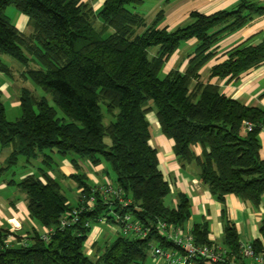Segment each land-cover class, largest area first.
<instances>
[{
    "label": "trees",
    "instance_id": "obj_1",
    "mask_svg": "<svg viewBox=\"0 0 264 264\" xmlns=\"http://www.w3.org/2000/svg\"><path fill=\"white\" fill-rule=\"evenodd\" d=\"M91 1L0 0V72L11 73L1 55L12 56L27 66L25 76L55 103L24 88L21 116L11 121L0 99V143L14 146L4 169L16 166L21 157L43 158L45 168L17 185L27 195L31 218L55 230L48 240L35 230L27 241L16 235V241L7 244L9 231L0 229V264H146L154 241L164 248H178L160 233L157 223L183 227L191 216V204L182 192L175 205L166 203L172 187L151 144L147 114L153 110L163 134L174 139L177 158L199 165L202 181L220 202L229 194L255 205L262 201L264 158L259 133L264 109L242 104L218 84L201 81L200 71L217 54L221 35L242 27L255 13L264 15V5L243 0L233 10L210 15L195 11L190 22L169 28L158 26L164 10L157 12L152 24L138 11L147 0H103L98 12ZM9 6L29 17L31 34L13 23L7 15ZM94 19L102 21L100 31ZM111 28L114 32L109 33ZM191 39L198 45L189 55L187 69L165 72L172 55ZM155 47L158 52L150 56ZM227 55L212 67L211 76L239 79L264 62V39L235 46ZM106 114L113 118L108 124ZM195 146L201 147V154ZM53 151L75 153L94 165L109 163L128 204L117 198L106 200L99 186L90 185L81 173L71 176L81 188L80 200L69 203L61 182L47 171ZM75 209L81 211L78 221L62 227V220ZM115 213L130 214L150 232L145 237L118 232L94 256L88 254L85 246L99 218L118 224ZM260 232L264 238V218ZM191 233L199 246L216 244L209 239L207 224H196ZM252 243L262 252L260 240ZM240 244L236 227L227 221L221 245L227 255L221 264L243 259Z\"/></svg>",
    "mask_w": 264,
    "mask_h": 264
},
{
    "label": "crops",
    "instance_id": "obj_2",
    "mask_svg": "<svg viewBox=\"0 0 264 264\" xmlns=\"http://www.w3.org/2000/svg\"><path fill=\"white\" fill-rule=\"evenodd\" d=\"M156 1H158V5L150 11V14L155 18L157 12L164 10L162 21H164L165 25L163 26L174 28L190 22L191 14L195 11L210 15L222 10H233L243 0ZM244 1L264 5V0ZM102 3L103 0H101V6ZM18 15L17 13L15 16ZM19 17V25L13 23L20 31L28 35L29 33L24 32L20 26H28L30 19L25 14L23 16L19 15ZM263 39L264 15L255 13L242 27L226 31L221 35L215 45L217 54L201 69L200 80L205 83L212 82L218 84L222 92L242 104L264 109V62L259 67L242 74L239 79L230 80L229 78L211 76L212 67L223 62L227 58V52L229 50L240 44H257ZM197 45L198 41L196 39L183 42L166 63L164 68L165 72L177 67L181 71H185L189 64V55L196 49ZM152 51L153 56L158 52V48L155 47ZM1 57L4 61L6 55H1ZM6 64L10 67L11 73L0 72V99L5 107L6 118L14 121L22 113V90L24 88L30 89L33 86H31L30 79L25 76L27 70L26 65L22 63L20 66H17V64ZM148 116L151 144L158 151L159 167L165 179L170 182L172 187L170 193L171 205L177 203V194L179 192L186 194L190 200L191 216L184 224V230L186 232H192L196 224H207L209 228V239L218 245H223L225 226L227 221H229L236 227L241 242L248 243L260 240L263 246L262 252H264V238L260 232V226L264 218V195L259 205L244 200L235 194H229L224 203L220 202L202 181L199 165L196 162H182L177 158L174 152L175 141L163 134L155 110L150 111L147 114ZM259 141L261 155L264 158V126L259 133ZM13 149V145L3 146L0 143V229L9 231L8 236H11V238L8 240L10 244L16 241V235L23 236V239L27 241V238L32 235L33 231L37 230L40 233H44L45 231L43 225L31 218L28 210L27 195L17 185L26 176L38 174L40 168H45L40 166L37 168L38 171H35L36 165L43 162V159L33 158L30 161L19 159L16 166L5 170L4 168L6 167L8 157ZM194 149L197 154H201L202 149L200 146H195ZM52 156L54 161L52 162V166L48 167L47 171L52 177L59 180L61 184L63 182L68 184V181H72L70 183V189L75 191L76 203H73L65 193L69 199V203L72 205L78 204L81 195V188L71 178L73 174H85L87 182L92 186L100 187L108 182L115 184V180L111 178L110 170L106 162L94 165L87 158L79 155L77 157H69V155H62L57 151H53ZM99 233H101V230L95 228L94 233L92 231L90 235L89 242L86 244V251L92 256L98 252L97 249L100 247L98 243V245L96 244V241H99L101 237ZM105 237L108 240V236ZM250 261V259L246 260L247 263ZM152 263L163 264V261L152 258Z\"/></svg>",
    "mask_w": 264,
    "mask_h": 264
},
{
    "label": "built area",
    "instance_id": "obj_3",
    "mask_svg": "<svg viewBox=\"0 0 264 264\" xmlns=\"http://www.w3.org/2000/svg\"><path fill=\"white\" fill-rule=\"evenodd\" d=\"M247 128L249 130L252 129V124L250 122L247 123ZM99 188L104 193L106 200L109 198H117L124 205L128 204L129 200L123 198L121 189L115 184L108 182ZM94 200V195L89 197L88 206H90V208L94 206ZM80 213L81 211L75 209L69 214L70 218L62 220V227L69 226L78 221ZM115 215L118 225L120 226L119 231L124 234L145 237L150 232L148 227L134 220L128 213L123 216L117 215L116 213ZM105 221H107L106 217L99 218V222ZM157 228L164 237L178 246V248H164L157 243L152 244V257L157 260H162L163 264H221L227 255V249L223 248L221 245H197L192 233L186 232L183 227L174 226L165 221L159 220ZM54 231L53 227L46 228L42 238L48 240ZM9 238H11V236L7 237V244H10V241L8 240ZM240 254L243 259L232 260L230 264H264V252H258L252 242H241ZM200 259H202L203 262H201ZM247 259H250L251 261L247 263Z\"/></svg>",
    "mask_w": 264,
    "mask_h": 264
},
{
    "label": "rangeland",
    "instance_id": "obj_4",
    "mask_svg": "<svg viewBox=\"0 0 264 264\" xmlns=\"http://www.w3.org/2000/svg\"><path fill=\"white\" fill-rule=\"evenodd\" d=\"M91 3L93 4V6H95L94 8H96V11L98 12L99 10H100V4H101V0L100 1H98V0H93V1H91ZM146 4L145 5H142V6H140L139 8H138V11L139 12H141V13H143V14H145V16L147 17V20H148V22H149V24H152L153 23V21H154V16L152 15V14H150V11H152L155 7H156V5H158V1H156V0H147L146 2H145ZM157 12V11H156ZM19 14L20 16H23V14L21 13V12H19L14 6H9L8 8H7V15L11 18V20L15 23V24H17V25H19V19H20V17L18 18V16H15L16 14ZM156 14V13H155ZM27 17V16H26ZM30 22V21H29ZM187 23V22H186ZM186 23H184V24H186ZM184 24H182V25H184ZM94 25H95V27H96V29L97 30H101L102 29V21L101 20H99V19H94ZM163 25H165L164 24V21H162V22H160L159 24H158V26H160V27H162ZM21 27V29L24 31V32H26V33H31V32H33V26L31 25V23H29V25L28 26H26V25H24V27L23 26H20ZM23 27V28H22ZM177 27V26H176ZM109 33H111V32H114V30L111 28L109 31H108ZM153 48L150 50V56H152V53H153ZM4 61L6 62V63H8L9 65H13V64H17V66H20V65H22L18 60H16L15 58H13L12 56H10V55H6V57H4ZM15 62V63H14ZM178 68V67H177ZM179 68H180V65H179ZM167 69V68H166ZM30 82H31V86H33L32 88H30L31 90H36V95L37 96H39V97H41V96H46L47 97V99H48V101H49V103L51 104V105H55V103H54V101H53V99H52V96L51 95H49L48 93H46L42 88H40V87H37L31 80H30ZM102 107H103V111L106 113V107H105V105L103 104L102 105ZM57 110H58V115L61 117V116H64V114L62 113V111L60 110V109H58L57 108ZM15 117V116H14ZM148 118H149V116H148ZM12 119H13V116H12ZM111 120H113V118L112 117H110L108 114H106V117H105V123L106 124H108ZM106 142L107 143H111V140H110V138H106ZM48 152V151H47ZM78 155L77 154H75V153H70L69 154V157H77ZM42 157V156H41ZM26 158L25 157H21L20 158V160H25ZM43 159V158H42ZM39 160H41V158L39 159ZM107 164V166L109 167V170H110V175H111V178L113 179V180H115L116 179V173L114 172V170L112 169V167L110 166V164L109 163H106ZM45 167V164L43 163V162H41L40 164H38V165H36V169H35V171H38L37 170V168H39V167ZM70 183H72V181H68V184L67 183H65V182H63L62 183V190H63V192L64 193H66L69 197H70V199H71V201L73 202V203H76V197H75V191H72L71 189H70ZM115 183V182H114ZM166 203H168V204H170L171 205V201H170V194H169V196H167V198H166ZM95 228L96 229H98V230H101V233H99V236H101L100 237V239H99V241H96V243H98L99 244V246L100 247H98V252L100 251V248L102 249L103 247H104V245H105V243L107 242V238L105 237V236H108V240H111V239H114L117 235H119V233L120 234H123V232H120L119 231V228H120V226L117 224V223H115V222H108V221H105V222H99L98 224H96L95 226H94V228H93V233H94V230H95ZM115 231V232H114ZM119 232V233H117V232ZM98 235V234H97ZM91 237V236H90ZM7 240V239H6ZM89 242V241H88ZM6 243H7V241H6ZM157 242L156 241H154L153 242V244H156ZM96 248V247H95ZM85 249H86V246H85ZM94 256V255H93ZM152 252H151V249L149 250V253H148V258H147V260H146V264H154V263H152Z\"/></svg>",
    "mask_w": 264,
    "mask_h": 264
}]
</instances>
